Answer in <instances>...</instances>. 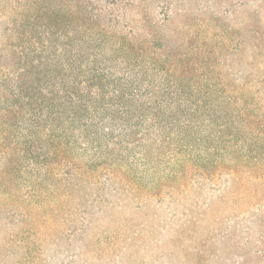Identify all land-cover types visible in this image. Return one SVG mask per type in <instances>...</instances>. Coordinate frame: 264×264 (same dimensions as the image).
Listing matches in <instances>:
<instances>
[{
  "label": "rangeland",
  "instance_id": "obj_1",
  "mask_svg": "<svg viewBox=\"0 0 264 264\" xmlns=\"http://www.w3.org/2000/svg\"><path fill=\"white\" fill-rule=\"evenodd\" d=\"M111 4L120 33L94 20L101 6ZM55 5H84L92 16L53 14ZM256 10L261 24L253 31ZM161 34L172 65H155L153 54L133 48V42ZM252 41L264 52V0H0V48L23 52L26 83L58 74L59 62L72 76L101 70L105 90L130 86L154 103L200 102L194 112L181 108L176 114L209 118V126L200 122V130L209 132L224 124L230 133V125L237 130L245 121L238 107L248 101L234 91L248 90ZM46 57H53V66L40 64ZM243 136L247 145L255 140L254 134ZM166 137L145 136L128 150L107 145V161L117 162L124 176L89 184L92 164L81 187L67 195L39 165L13 155L6 175L0 173V264H264V179L253 162L232 167L239 171L234 176L227 165L229 173L192 179L180 162L202 149L190 139L178 154L167 140L158 142ZM263 143L256 141V157L264 156ZM77 145L80 158L92 155ZM27 154L41 160L37 151Z\"/></svg>",
  "mask_w": 264,
  "mask_h": 264
},
{
  "label": "trees",
  "instance_id": "obj_2",
  "mask_svg": "<svg viewBox=\"0 0 264 264\" xmlns=\"http://www.w3.org/2000/svg\"><path fill=\"white\" fill-rule=\"evenodd\" d=\"M57 8V5L52 6L51 13L71 12L89 20L92 16L87 14L90 11L84 5H75L71 10L62 6ZM114 8L112 4L110 7L101 6L99 11L93 14L94 20L101 26L105 25L106 29L120 33L122 27L114 21ZM253 13L252 30L255 31L256 25L260 26L261 21L257 16L258 11ZM104 19L106 24L102 23ZM117 25L119 29L116 28ZM133 45L135 49L153 54L155 65H172L174 62L165 34L137 40ZM250 47L252 54L246 82L248 90L237 86L234 91L235 96L241 99L246 96L248 105L238 107V111H245L246 118L242 127L237 130L232 125L229 128L227 126L230 133L223 131L224 124H216L217 128L213 132L200 130V122L209 126L210 119L200 118L192 112L190 113L193 115L176 114L181 108L194 112L202 105L200 102L194 106L176 101L154 103L142 100V94L130 86H124L120 90H105L101 70H95L89 76V72L84 70L76 74L73 71L72 76L62 71L69 66L59 62L58 74L49 75L48 79L39 80L38 84L26 83L23 80L26 77V60L21 58L24 57L23 52H20L17 46H13V50L8 53H4L0 48V62L9 63V66L0 69V173L6 175V163L10 162L13 155L20 154L19 157L39 165L40 171L49 175L64 195H67L69 188L78 190L81 187L85 182L83 178L92 164L96 170L94 174H90L89 184L98 182L101 177L107 180L110 177L124 176L123 169L117 168V162L107 161L104 154L107 145L119 144L122 150H128L132 144L140 142L145 136H154L156 141L160 135L166 134V139L161 138L158 142L167 140L175 146L174 150L178 154L179 147H190V139H195L198 146L194 144V147L202 149V155L195 159L186 156L180 162L182 174L187 172L192 179H211L215 175L229 173L226 172L227 165L231 168L230 175L234 176L239 171L233 170L232 167H244L248 161L253 162L255 172L264 179V156L254 155L260 152L256 141L264 142V52L260 54V45L253 41ZM38 59V56L34 58ZM45 59L40 62L41 65L46 63L53 66L50 62L53 57ZM11 65L14 67L11 68ZM107 94L116 95L117 98L106 96ZM213 106L218 108V105ZM243 117H239L237 121ZM176 128L178 130H175ZM241 133L254 134L255 140L247 145V139ZM76 144L78 152L90 148L92 155L86 160L80 158L81 156L73 151ZM261 147L264 154V143ZM31 150L37 151L38 157H41L40 161H37V156H34L35 160L28 156L30 154H27V151ZM233 150L240 151L238 157L230 154ZM226 157H229L228 160ZM1 205H4V202H0V209ZM12 211V208H6L7 213Z\"/></svg>",
  "mask_w": 264,
  "mask_h": 264
}]
</instances>
